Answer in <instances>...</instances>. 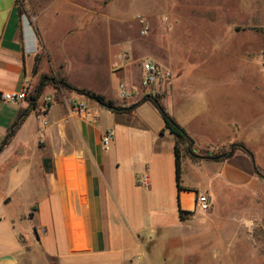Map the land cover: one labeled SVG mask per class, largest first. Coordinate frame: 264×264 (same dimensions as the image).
<instances>
[{
  "label": "crops",
  "instance_id": "obj_1",
  "mask_svg": "<svg viewBox=\"0 0 264 264\" xmlns=\"http://www.w3.org/2000/svg\"><path fill=\"white\" fill-rule=\"evenodd\" d=\"M122 6L123 0H0V95L22 89L28 93L16 104L0 98V145L17 125L0 150V264H179L188 254L183 247L195 244L194 230L204 226L187 225L179 211L196 215V196L213 201L217 182L249 190L259 185L249 153L236 149L231 158L216 160L200 152L224 150L246 139L254 142L258 132L251 119L264 115V103L249 99L243 106L240 80L217 77L206 68L202 79L190 80L174 57L171 40L178 22L171 19L147 57L174 76L154 95L159 93L160 107L192 141L197 158L192 162L178 149V190L176 139L162 113L141 93L132 102L118 99L117 85L137 88L141 74L139 68L135 81L130 63L122 59V54L136 58L140 53ZM241 21L255 23H236ZM243 34L255 49L256 31L249 28ZM89 38L100 42L88 45L84 40ZM123 38L130 48L114 51L118 62L111 63L96 87L70 81L73 61L91 54L99 62L104 39L113 54ZM187 48L186 43L185 57L192 53ZM65 85L124 110H109ZM43 97L52 100L45 125L37 119ZM108 131L113 139L104 150L100 140ZM145 172L148 189L136 185V177ZM225 229H216L213 245L239 242L226 238ZM202 244L212 242L206 238ZM153 245L155 253L149 255ZM164 245L172 247L167 257L158 252Z\"/></svg>",
  "mask_w": 264,
  "mask_h": 264
},
{
  "label": "rangeland",
  "instance_id": "obj_2",
  "mask_svg": "<svg viewBox=\"0 0 264 264\" xmlns=\"http://www.w3.org/2000/svg\"><path fill=\"white\" fill-rule=\"evenodd\" d=\"M122 7L127 9V17L134 26L133 31L129 32L130 38L136 42L137 51L140 52L136 58L129 53L122 54V59L128 61V67L134 71L135 81L139 78L142 61L151 60L147 55L154 51L161 39L156 37L157 33L161 30L168 31L171 19H175L178 22V34L171 40L176 46H172L175 48L174 57L188 70L190 80L202 79L201 69L206 68L217 77L240 80L243 106L248 104L249 99H254L258 105L264 103V0H252L251 3L250 0H123ZM136 14L142 16L133 22ZM240 19H250L255 23L252 26L244 21L236 23ZM144 25L148 27V33L142 36L140 30ZM249 28L257 33L255 49L252 40L243 34ZM237 32L240 34H236ZM84 41L90 45L100 42V39L89 38ZM186 43L187 49L192 53L185 57ZM102 46L105 53L100 55L102 60L99 62L93 61L91 54L82 55L81 62L73 61L68 75L71 82L96 87L101 78L108 76L107 68L111 63L118 62L114 51L130 48L131 45L123 38L116 44L117 47L114 46L113 54L105 39ZM57 83L53 80V84ZM150 94L147 90L141 92L143 96ZM158 95L156 93L154 97L159 99ZM251 113L250 115H254V112ZM253 119L258 132L253 136L254 142L250 143L246 139L224 150L201 151L200 155L211 159L226 154L231 149L247 151L253 156L256 165L260 181L258 187L256 190L238 189L217 182L214 199L209 202V206L196 215L182 217V220L188 221L187 225L204 226L194 230V234L197 233L195 244L183 247L182 250L188 251V254H183V261L179 264H264V115L251 120ZM247 120L240 118L243 123ZM178 149L190 161L197 162L193 147L188 143L179 144ZM220 227L226 228V238L236 237L239 242L235 245H213V239L217 238L216 229ZM206 238L212 244L200 245ZM158 248V252L162 251L166 257L172 249L168 245ZM154 249V245L148 248L149 255L152 250L155 253Z\"/></svg>",
  "mask_w": 264,
  "mask_h": 264
},
{
  "label": "built area",
  "instance_id": "obj_3",
  "mask_svg": "<svg viewBox=\"0 0 264 264\" xmlns=\"http://www.w3.org/2000/svg\"><path fill=\"white\" fill-rule=\"evenodd\" d=\"M24 19L25 17L23 18V20ZM140 22L143 23L141 19ZM147 33L148 27L144 25L143 28L140 30V34L142 36H145L147 35ZM140 72L141 74L139 78V86L137 88L128 87L125 83H119L117 85L116 91L118 99L120 101H130L144 90L149 91V93H151L149 96L153 98L155 96L154 92L156 90L166 87L174 78L170 70H168L161 64L149 59L142 61L140 65ZM0 98L5 103L16 104L26 100L28 98V93L26 89H22L21 91L4 92L0 95ZM51 102V98L43 97L42 107L40 108L37 115V119L42 121L44 125L45 121H43V119L45 117V111L47 110ZM84 108V104L78 105V110L80 112L84 111ZM112 139L113 136L110 131L104 133L100 140L102 149L107 150L112 142ZM136 185L144 189L149 188V176L146 172L136 177ZM209 202V198L205 195L196 196L194 201L195 210L201 211L207 208L209 206Z\"/></svg>",
  "mask_w": 264,
  "mask_h": 264
},
{
  "label": "trees",
  "instance_id": "obj_4",
  "mask_svg": "<svg viewBox=\"0 0 264 264\" xmlns=\"http://www.w3.org/2000/svg\"><path fill=\"white\" fill-rule=\"evenodd\" d=\"M65 86L69 90L74 91V92H76L78 94H81L83 96H86L88 99L92 100L93 102L97 103L98 105L103 106V107H105V108H107L109 110H113V109H116V111H123L124 110L122 108L116 107L113 102L106 101L102 96L95 95V94L90 93L88 91H85V90H82V89H77V88H74V87L69 86V85H65ZM38 94H39V91L37 92V95ZM144 99L145 100H151L152 98L150 96H145ZM153 99L155 101H157V102L159 101V99L156 98V97H154ZM31 104H32L31 106L34 105V99L32 100ZM125 111H126V109H125ZM163 117H164L166 129L176 139V148H175L176 181H177L178 190H181V188L179 186L181 171H180V156H179L178 146H179V144L181 145V143H188L190 145V139L186 136L185 132L172 119H170L167 115L163 116ZM16 127H17V125H15V127L10 131V133L7 135V137L2 141V143L0 145V150L3 148V145L7 144L8 139L14 134V131H15ZM243 151L248 153L245 150H243ZM188 152L190 153V149L188 150ZM255 172L257 173L256 170H255ZM188 215H189V213H187V212L179 211V217H180L181 220H182L183 216H188Z\"/></svg>",
  "mask_w": 264,
  "mask_h": 264
},
{
  "label": "water",
  "instance_id": "obj_5",
  "mask_svg": "<svg viewBox=\"0 0 264 264\" xmlns=\"http://www.w3.org/2000/svg\"><path fill=\"white\" fill-rule=\"evenodd\" d=\"M152 101H154V103L156 104L157 108H158L159 111L162 113V115H163V116H166L164 110L160 107V105L158 104V102L155 101L153 98H152ZM133 108H134V107H133ZM113 110H116V109H113ZM192 144H193L192 141H190V145H192ZM249 154H250V153H249ZM232 155H233V150L231 149L228 153H226V154H221V155L215 157V159H216V160H219V159H229V158L232 157ZM250 157H251V160H252V162H253V164H254V160H253V157H252L251 154H250Z\"/></svg>",
  "mask_w": 264,
  "mask_h": 264
}]
</instances>
